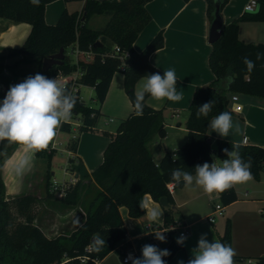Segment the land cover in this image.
I'll use <instances>...</instances> for the list:
<instances>
[{
	"label": "trees",
	"instance_id": "trees-1",
	"mask_svg": "<svg viewBox=\"0 0 264 264\" xmlns=\"http://www.w3.org/2000/svg\"><path fill=\"white\" fill-rule=\"evenodd\" d=\"M53 0H39L34 5L30 0H0V17L17 22H28L32 30L23 43L12 54H25L37 57L41 73L48 78L68 74L76 68L67 53L70 46L78 44L82 51L78 56V65L82 72L80 81L83 85L92 86L95 99L103 103L113 75L121 70L124 74L126 92L133 104L135 102V83L147 74L159 73L162 70L154 66L150 60L153 51L164 45L163 32L160 31L147 45L137 52L133 42L143 28L150 22L151 14L146 3L151 0H85L80 13L65 9L56 24L45 21V6ZM190 1V0H185ZM207 17L211 22L216 7L215 0H205ZM229 0H220V9ZM258 10L253 13L244 12L229 23H223L219 38L211 43L209 66L215 75L207 86L195 88L186 122L187 139L175 153L165 152L160 160L153 159L149 143L158 135L164 138L167 129L163 109H154L144 101L142 115H136L135 109L126 119L120 121L116 132L104 150L103 161L91 173H85L74 184H70L65 195L59 198L64 205H82L86 217L84 222L69 235L60 234L48 237L34 223L36 206L39 199L31 194H22L12 198L5 197L4 183L0 173V264H96L104 258L117 244L126 238L127 230L123 222L120 207L125 206L132 217H140L145 213L139 204L146 194L160 202L167 197L169 206L164 207L165 225L174 223V198L168 189L171 170L183 167L194 174L195 166L205 162L212 163V144L217 157L226 159L223 149L231 150L232 145L239 146L241 156L251 160V173L258 179L264 170V147L250 143H234L222 138H211L208 134V123L222 111H228L230 94L243 93L264 98V43L246 42L239 38V27L242 21H263L264 0H258ZM94 14L108 17L106 24L99 29L88 26V20ZM99 41L100 45H96ZM118 45L120 52H115ZM64 47L63 63L43 70L41 65L45 57L56 53ZM85 52H89L86 54ZM128 52L126 66L121 68L119 55ZM260 59H257V55ZM255 62L249 71L243 58ZM0 56V68L3 59ZM178 82V79H177ZM148 95L145 96V100ZM76 104L72 116H80V131L95 126L100 117L97 107L87 105L79 95L74 96ZM215 106L208 117H196L199 106L209 101ZM60 129L70 132L72 125L64 122ZM78 138H72L68 148L76 152ZM16 144L2 142L0 145V171L5 160L10 156ZM177 159H173V157ZM77 159L69 157L72 164ZM92 182L86 184L83 178ZM52 177L47 174L46 196L56 198L51 189ZM223 205L237 199L235 187L219 192ZM99 235L106 244L99 250L93 243L95 235ZM220 242L231 245V221L226 220ZM88 247L91 249L88 250ZM179 248L171 241L167 250L170 256L164 257L166 263ZM234 264H245L243 259L234 256ZM247 264V263H246ZM255 264H264V257L257 258Z\"/></svg>",
	"mask_w": 264,
	"mask_h": 264
},
{
	"label": "crops",
	"instance_id": "crops-1",
	"mask_svg": "<svg viewBox=\"0 0 264 264\" xmlns=\"http://www.w3.org/2000/svg\"><path fill=\"white\" fill-rule=\"evenodd\" d=\"M248 1L229 0L222 10L223 23H229L241 16ZM84 2L85 0H53L45 6V21L48 24H56L65 9L80 13ZM146 8L151 14V20L138 34L133 42V48L137 52L143 51L162 31L164 45L151 53L150 60L162 71L175 70L178 79L176 88L183 94V99L176 102L167 99L158 101L149 95L145 100L150 107L163 109L167 135L164 138L155 135L149 143L153 159L158 162L165 152L175 153L184 144L188 135L186 122L189 117V106L195 88L207 86L215 78L209 66L211 22L207 17L205 0H151L146 3ZM107 20L108 17L104 14H94L88 20V26L99 29ZM31 30L32 25L28 22H17L0 17V56H5L4 65L0 68V101L3 100L10 85L20 83L38 71L37 57L25 54L11 55L13 50L23 45ZM239 38L246 42L264 43V20L242 21ZM142 83L143 77L135 83V92L140 90ZM89 87L94 92V100L97 101L94 88ZM81 92L80 89V94ZM239 98L242 109L238 112L234 111L232 102L229 104V109L233 121L239 123L241 133L222 138L215 132L211 133V129L208 128V134L213 139L222 138L234 143H250L264 147V98L243 93H239ZM97 108L100 110V117L95 126L80 131L82 118L71 117L68 120L72 125L71 131L65 132L58 128L48 148L35 154L23 176H16L12 170V166L23 155V149L19 145L14 148L1 167L5 197L12 198L22 194L36 196L39 201L35 208L37 213L34 223L50 238L60 234L69 235L84 222L86 217L82 205H64L60 203L59 197L48 199L46 196L47 174L49 173L50 177L55 174L52 169L56 153L59 151L58 146L64 143L68 154L65 166L67 171L64 170L63 178L65 180L82 178L85 173L91 174L99 166L103 161L104 150L120 123L112 126L110 123L114 121L113 117L102 119V116L113 115L122 121L134 111L121 70L114 73L107 95ZM72 138H78L76 152L68 148ZM212 155L219 164L220 159L213 144ZM69 157L77 160L69 164ZM252 177L246 183L234 185L237 199L228 205L222 204L219 192L207 194L196 185L175 187L171 192L174 198V205L171 206L174 209L175 221L168 226L165 225L164 207L166 206L154 200L150 194H146L143 201H147L150 208H160L163 212L161 220L150 221L146 209L140 217H132L127 207L121 206L120 212L127 230L126 238L104 258L96 261V264H131V261L124 260L126 253L131 252L135 257H140L141 248L145 244L155 245L162 250L166 249L171 241L177 244L173 236L177 226L180 228L178 237L181 236V232H185L184 236L187 240L183 246L178 244L179 248L166 264H178L180 260L187 264L191 258V250L197 246L202 234H207L209 242L220 241L227 219L231 221V246L236 251L235 256L242 258L245 264L249 259L251 264H255L257 258L264 257V170L258 179L253 175ZM82 180L86 184L92 182L88 177ZM217 203L224 206V214L217 216H221V220L217 221L216 217L211 221L209 215L213 213ZM147 223L157 227L153 234L146 230ZM159 233H163L166 242L155 238V234Z\"/></svg>",
	"mask_w": 264,
	"mask_h": 264
},
{
	"label": "clouds",
	"instance_id": "clouds-1",
	"mask_svg": "<svg viewBox=\"0 0 264 264\" xmlns=\"http://www.w3.org/2000/svg\"><path fill=\"white\" fill-rule=\"evenodd\" d=\"M34 5L39 0H30ZM257 55V59H260ZM243 62L249 71L255 67V62L243 58ZM177 77L174 69L164 70L163 75L159 73L143 76V83L139 91L135 93L134 109L136 115L143 114L145 96L149 95L155 100L180 101L183 94L177 91ZM76 104V98L71 95L67 88L61 85L56 78L50 79L47 76L36 73L29 75L22 82L10 85L2 101H0V143L16 144L22 147L23 155L12 166L14 174L23 176L29 169L37 152L46 150L50 142L57 134V129L64 122L70 120L72 110ZM215 106V101H209L199 106L196 110V117H208ZM211 133L215 132L222 138L241 133L238 122L233 121L232 114L222 111L213 117L208 123ZM223 152L226 159L220 163L208 162L195 166L194 174L183 167L171 170V180L175 184L184 182V186L196 185L207 194L223 192L236 184H243L251 180V160H245L238 145H232L231 150L225 148ZM2 154V153H0ZM177 159V157H173ZM141 209L147 210L150 221L161 220L163 212L159 207H149L147 201L139 204ZM155 238L166 242L163 233L155 234ZM187 237L183 234L177 238V244L183 246ZM93 243L99 250L106 244V241L98 234L94 236ZM167 249H160L152 244H145L141 248V256L135 257L129 253L126 261L131 264H166L164 257L170 256ZM235 249L220 241L207 239V234H202L198 239L197 246L191 250V258L187 264H234ZM178 264H185L183 260Z\"/></svg>",
	"mask_w": 264,
	"mask_h": 264
},
{
	"label": "built area",
	"instance_id": "built-area-1",
	"mask_svg": "<svg viewBox=\"0 0 264 264\" xmlns=\"http://www.w3.org/2000/svg\"><path fill=\"white\" fill-rule=\"evenodd\" d=\"M258 6H259L258 0H249L244 6V12H247V13L255 12L258 9ZM114 50H115V52H120L119 46L115 45ZM81 52L82 51L79 49V46L77 43L70 46V52H67V53L74 56L75 59L72 60V62L74 64H76V68L68 74H62V75H59L57 77L50 78V79L56 78L61 85L65 86L67 88L68 92L71 95H73V96L79 95L80 99H82L81 94H80V89L83 86V84L80 81L82 72H81L79 65H78V61H79L78 56ZM85 53L89 54V52H85ZM128 54H129L128 52H124L121 55H119V58L122 62V64H121L122 69L126 66L125 61H126V58L128 57ZM230 102H232L234 104V107H233L234 111L238 112L242 109V105L240 103V98H239V93L231 94ZM66 171L67 170H65V172ZM76 181H77L76 178H72L70 180H65V179L58 180L57 178L54 177L51 180L50 187L55 192V195L60 198V197L65 195L66 188L70 184H74ZM174 188H175L174 182L168 183V189L170 192H173ZM223 214H224V206L221 203H217L214 206L213 213L211 215H209V220L214 221L218 215H223ZM145 228L151 234H153L157 229V227L151 223H147L145 225ZM184 233L185 232H181L180 235H182V234L184 235ZM90 249L91 248L88 247V250H90ZM129 253H131V252L126 253V256L124 257L125 261H126V257L128 256ZM247 264H251L250 259L247 260Z\"/></svg>",
	"mask_w": 264,
	"mask_h": 264
},
{
	"label": "water",
	"instance_id": "water-1",
	"mask_svg": "<svg viewBox=\"0 0 264 264\" xmlns=\"http://www.w3.org/2000/svg\"><path fill=\"white\" fill-rule=\"evenodd\" d=\"M215 2H216V7L213 12V19L211 21L210 32H209V41L211 43L219 38L221 34L220 28L223 24L222 11L220 9V0H215ZM96 45H100V42L97 41ZM64 50H65L64 47H61L58 52L45 57L42 61V65H41L42 69L48 70L53 65L63 63V60L65 58ZM183 185H184V182L181 181L179 184H175V187H182ZM160 203L163 206H166V207L169 206V201L167 197H162L160 199Z\"/></svg>",
	"mask_w": 264,
	"mask_h": 264
},
{
	"label": "rangeland",
	"instance_id": "rangeland-1",
	"mask_svg": "<svg viewBox=\"0 0 264 264\" xmlns=\"http://www.w3.org/2000/svg\"><path fill=\"white\" fill-rule=\"evenodd\" d=\"M67 52H70V47L68 48ZM12 56H14V54H12ZM70 56H71V60L75 59L73 55H70ZM81 91H82L81 92L82 99L84 100V102L87 105H92V106L98 107L101 104L100 102L94 100V92L92 91L91 87H89L88 85H83L81 87ZM103 117H107L108 119L110 117H113L114 121L110 123V125H112V126L115 125V124L118 125V123L120 122V120H118L113 115H111V116H102V119H103ZM78 133L79 132H77V134ZM64 136H66V134H64ZM58 148H59V151L56 153V160L54 162L53 169H52L53 171H55V174L52 176V178L55 177L58 180H63V178H64V170H65L66 160H67L68 154H67V152L65 150V144L64 143L62 145L58 146ZM217 218H218L217 221L222 219L221 216H219ZM176 228H177V231L173 233V236H174L175 240H177L178 234H179V231H180V228L178 226Z\"/></svg>",
	"mask_w": 264,
	"mask_h": 264
}]
</instances>
